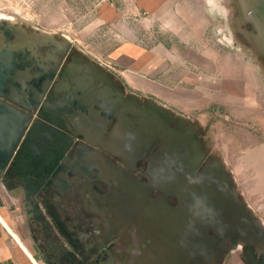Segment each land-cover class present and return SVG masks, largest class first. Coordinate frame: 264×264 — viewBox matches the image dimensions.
Segmentation results:
<instances>
[{
  "label": "water",
  "instance_id": "obj_1",
  "mask_svg": "<svg viewBox=\"0 0 264 264\" xmlns=\"http://www.w3.org/2000/svg\"><path fill=\"white\" fill-rule=\"evenodd\" d=\"M239 1L253 25V44L260 53L264 49V0ZM9 36L5 32L4 45L0 44V173L6 185L8 174L10 178L13 174L21 178L36 174L33 165L38 168L42 159L34 156V141L40 149L47 140H66L69 135L101 144L107 153L132 163L144 159L158 144V151L150 158L153 187L178 196L192 213L197 206V212H202L204 234L214 229L224 240L230 238L244 246L247 258L254 259L257 254L264 258V222L242 199L236 177L227 170L226 162L210 157L191 118L153 99L141 103L140 96L127 91L110 70L77 51L62 32L37 31L24 42H11ZM47 45L60 50V62L65 57L68 66L41 107L38 121L29 127L30 116L15 104L35 101L37 92L49 90L50 81L40 68H35L37 76L29 75L33 63L39 61L32 55L33 50ZM53 110H57L54 115ZM113 120L116 122L109 130ZM63 128L67 131L61 132ZM105 134L108 138L103 140ZM63 264L75 263L65 258Z\"/></svg>",
  "mask_w": 264,
  "mask_h": 264
},
{
  "label": "flooded vegetation",
  "instance_id": "obj_2",
  "mask_svg": "<svg viewBox=\"0 0 264 264\" xmlns=\"http://www.w3.org/2000/svg\"><path fill=\"white\" fill-rule=\"evenodd\" d=\"M238 12V7L230 4L223 17H238ZM237 28H230L227 35L233 39L225 37L226 44L250 55L246 36L252 26ZM37 31L0 17V44L4 45L5 32L10 33L11 42H24ZM261 46L264 48V34ZM56 49L47 45L32 52L39 61L33 63L29 75L37 76L35 68H40L50 88L44 94L37 92L35 101L15 104L30 116L29 127L38 121L41 107L68 66L65 57L60 62L61 51ZM260 55L256 60L264 85V49ZM146 101L140 97L141 103ZM207 130L201 129L205 144ZM34 145V156L42 159L38 168L33 165L36 174L24 178L18 174L10 178L8 174L5 178L8 187L21 194L29 239L44 264H63L65 258L75 264H264L261 254L247 258L244 246L230 238L224 240L216 230L204 234L203 216L197 206L192 213L178 196L153 187L150 158L158 151V144L137 163L112 156L101 144L69 135L66 140H47L40 149L37 141ZM206 249L211 250L210 255Z\"/></svg>",
  "mask_w": 264,
  "mask_h": 264
},
{
  "label": "crops",
  "instance_id": "obj_3",
  "mask_svg": "<svg viewBox=\"0 0 264 264\" xmlns=\"http://www.w3.org/2000/svg\"><path fill=\"white\" fill-rule=\"evenodd\" d=\"M168 2L101 0L91 6L88 0L78 10L61 3L48 28L68 36L77 51L110 70L131 94L196 120L209 116L219 120L222 112L233 121L249 119L245 105L252 67L244 55L223 47L215 57L147 40L138 31L137 19L128 15L133 11L155 14ZM105 135L103 140L108 138ZM248 147L228 149L227 162L241 184L246 185L248 174L256 175L251 187L264 200V144ZM21 201V194L9 188L0 173V264H44L29 239Z\"/></svg>",
  "mask_w": 264,
  "mask_h": 264
},
{
  "label": "rangeland",
  "instance_id": "obj_4",
  "mask_svg": "<svg viewBox=\"0 0 264 264\" xmlns=\"http://www.w3.org/2000/svg\"><path fill=\"white\" fill-rule=\"evenodd\" d=\"M88 0H0V17L21 22L29 28L46 33H58L60 31L49 30L50 17L61 3H68L71 6L81 8ZM90 5L98 3L101 0H89ZM166 8L155 14H149L145 11H133L130 15L137 19L138 31L146 36L147 40L156 42H167L173 45H179L188 52L214 55L227 47L235 53L244 55L250 61V96L248 108L245 115L249 114L245 120L233 121L232 117L226 118L225 113L219 120L209 116L204 120L191 121L198 126L205 149L210 153V157L220 158L226 162V168L231 171L237 180V189L242 194V199L251 205L256 212V217L264 222V200L259 198L251 186H254L256 175L248 174L246 185L239 183L237 175L233 168L228 164L226 151L234 147H252L264 144V85L261 80L262 74L258 59L260 53L253 44L256 33L253 25L248 21L246 15L241 12L242 4L239 0H168ZM234 4L238 7V17H230L224 13L228 12V6ZM241 5V7L239 6ZM61 10V9H60ZM222 15V16H221ZM250 13L247 15L249 17ZM250 24L252 31L246 36L247 43L251 48V56L244 50L235 48L231 43L226 44L225 37L230 28L234 25L240 30L244 25ZM48 28V29H45ZM145 39V38H144ZM251 39V40H250ZM257 59V60H256ZM179 114V113H177ZM187 117V116H185ZM213 118V119H212ZM208 129L206 132V144L203 139L201 129ZM232 136H235L232 138ZM248 147V148H249ZM243 150V149H242ZM238 151V150H237ZM246 186V187H245ZM252 195V196H251Z\"/></svg>",
  "mask_w": 264,
  "mask_h": 264
},
{
  "label": "clouds",
  "instance_id": "obj_5",
  "mask_svg": "<svg viewBox=\"0 0 264 264\" xmlns=\"http://www.w3.org/2000/svg\"><path fill=\"white\" fill-rule=\"evenodd\" d=\"M209 2H211V0H209Z\"/></svg>",
  "mask_w": 264,
  "mask_h": 264
}]
</instances>
